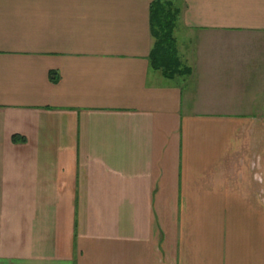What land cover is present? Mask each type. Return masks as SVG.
Listing matches in <instances>:
<instances>
[{
    "label": "crops",
    "instance_id": "1",
    "mask_svg": "<svg viewBox=\"0 0 264 264\" xmlns=\"http://www.w3.org/2000/svg\"><path fill=\"white\" fill-rule=\"evenodd\" d=\"M155 1L0 0V264H264V0H170L172 77Z\"/></svg>",
    "mask_w": 264,
    "mask_h": 264
},
{
    "label": "trees",
    "instance_id": "2",
    "mask_svg": "<svg viewBox=\"0 0 264 264\" xmlns=\"http://www.w3.org/2000/svg\"><path fill=\"white\" fill-rule=\"evenodd\" d=\"M178 10L170 0H157L150 7L151 35L154 39L150 53V63L164 76L186 72L177 55L176 39L173 31L176 25Z\"/></svg>",
    "mask_w": 264,
    "mask_h": 264
},
{
    "label": "rangeland",
    "instance_id": "3",
    "mask_svg": "<svg viewBox=\"0 0 264 264\" xmlns=\"http://www.w3.org/2000/svg\"><path fill=\"white\" fill-rule=\"evenodd\" d=\"M177 21V20H176ZM176 26H177V23H176V25H175V28H174V31H173V35H174V33H175V30H176ZM177 34V33H176ZM177 37H179L178 35H177ZM178 44L180 45V43L178 42ZM176 49H177V46H176Z\"/></svg>",
    "mask_w": 264,
    "mask_h": 264
}]
</instances>
